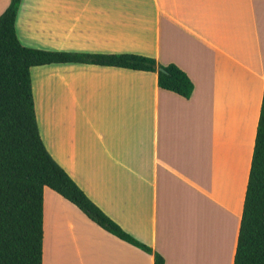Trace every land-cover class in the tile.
Wrapping results in <instances>:
<instances>
[{
    "label": "crops",
    "instance_id": "obj_1",
    "mask_svg": "<svg viewBox=\"0 0 264 264\" xmlns=\"http://www.w3.org/2000/svg\"><path fill=\"white\" fill-rule=\"evenodd\" d=\"M15 25L28 47L136 53L187 72L190 98L155 71L34 66L38 126L54 160L165 264H234L264 93V0H21ZM43 264L155 255L46 187Z\"/></svg>",
    "mask_w": 264,
    "mask_h": 264
},
{
    "label": "trees",
    "instance_id": "obj_2",
    "mask_svg": "<svg viewBox=\"0 0 264 264\" xmlns=\"http://www.w3.org/2000/svg\"><path fill=\"white\" fill-rule=\"evenodd\" d=\"M21 0L0 15V264H43L44 193L49 187L105 230L146 252L164 257L107 215L46 148L38 126L31 69L79 62L155 71L158 85L185 98L194 82L175 63L160 64L136 53L45 50L22 44L16 32ZM234 264H264V93Z\"/></svg>",
    "mask_w": 264,
    "mask_h": 264
}]
</instances>
